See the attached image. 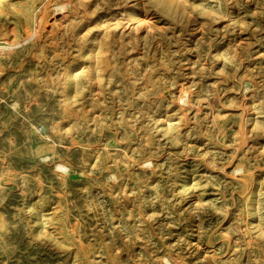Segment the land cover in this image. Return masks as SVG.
Returning <instances> with one entry per match:
<instances>
[{"label":"rangeland","instance_id":"obj_1","mask_svg":"<svg viewBox=\"0 0 264 264\" xmlns=\"http://www.w3.org/2000/svg\"><path fill=\"white\" fill-rule=\"evenodd\" d=\"M0 264H264V0H0Z\"/></svg>","mask_w":264,"mask_h":264},{"label":"bare ground","instance_id":"obj_2","mask_svg":"<svg viewBox=\"0 0 264 264\" xmlns=\"http://www.w3.org/2000/svg\"><path fill=\"white\" fill-rule=\"evenodd\" d=\"M47 1H49V0H47ZM46 4V3H45ZM47 5V4H46ZM48 6V5H47ZM44 7V6H43ZM48 8V7H47ZM61 10V9H60ZM63 10V9H62ZM42 12V11H41ZM63 12V11H62ZM68 13V12H67ZM150 16V15H149ZM147 17V16H146ZM53 21V20H52ZM47 27V26H46ZM145 26H143V28H144ZM36 35V34H35ZM31 36V35H30ZM179 90V89H178ZM181 98V97H180ZM247 110V109H246ZM240 129V128H239ZM115 132V131H114ZM240 145V144H239ZM243 145V144H242ZM93 147V146H92ZM61 165V164H60ZM61 166H63V165H61ZM58 167V166H57ZM64 167V166H63ZM62 168V167H61ZM114 178V177H113Z\"/></svg>","mask_w":264,"mask_h":264}]
</instances>
